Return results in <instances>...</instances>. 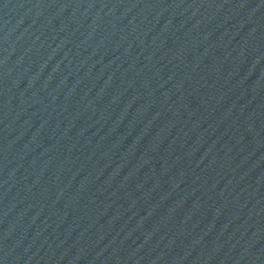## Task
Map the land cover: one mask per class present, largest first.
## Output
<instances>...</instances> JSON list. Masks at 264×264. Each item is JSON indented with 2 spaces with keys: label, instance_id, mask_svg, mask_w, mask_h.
Wrapping results in <instances>:
<instances>
[{
  "label": "water",
  "instance_id": "95a60500",
  "mask_svg": "<svg viewBox=\"0 0 264 264\" xmlns=\"http://www.w3.org/2000/svg\"><path fill=\"white\" fill-rule=\"evenodd\" d=\"M0 264H264V0H0Z\"/></svg>",
  "mask_w": 264,
  "mask_h": 264
}]
</instances>
